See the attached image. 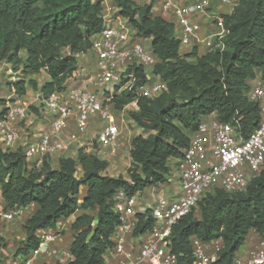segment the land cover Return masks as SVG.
Returning a JSON list of instances; mask_svg holds the SVG:
<instances>
[{
  "label": "trees",
  "instance_id": "16d2710c",
  "mask_svg": "<svg viewBox=\"0 0 264 264\" xmlns=\"http://www.w3.org/2000/svg\"><path fill=\"white\" fill-rule=\"evenodd\" d=\"M114 1L138 35L152 40L157 58L152 72L167 88L157 97H138L130 90L114 97L117 108L137 99L139 108L129 114L145 131L131 142L130 179L110 175L109 160L84 148L76 157H59L57 166L45 160L42 167L33 168L22 145L10 151L0 147V207L2 203L6 210L37 206L24 223L25 244L18 249L26 257L38 246L40 229L55 228L62 219L84 210L72 224L75 234L67 264H104L118 224L117 191L135 194L165 183L171 160L182 157L199 123L212 115L223 121L241 117L247 133L259 123V105L247 91L256 76L264 78V0H235L233 11L223 14L229 29L225 51H194V60L181 53L174 25L153 14L149 4ZM102 9V0H0V65L6 62L28 74L45 70L48 79L40 87L31 80L36 92L65 89L76 79L80 61L86 60L92 37L104 27ZM138 78L137 86L143 85V67ZM11 83L10 95L25 97V79ZM10 95L6 100L0 97V118L7 102L16 99ZM197 207L179 219L170 236L176 264H193L194 236L221 237L223 248L216 264H232L251 229L264 236V170L245 191L216 189ZM138 215V230L145 232L153 225L151 209ZM4 243L0 232V244Z\"/></svg>",
  "mask_w": 264,
  "mask_h": 264
},
{
  "label": "built area",
  "instance_id": "2783aa9c",
  "mask_svg": "<svg viewBox=\"0 0 264 264\" xmlns=\"http://www.w3.org/2000/svg\"><path fill=\"white\" fill-rule=\"evenodd\" d=\"M136 1L149 4L153 14L174 25V36L183 55L191 58L194 51L198 54L225 51L229 29L223 14L233 11L235 0ZM102 6L104 27L92 37V47L87 54L89 64L86 60L80 61L76 81L50 94L36 92L33 101L38 104L32 101L29 105L21 100H10L6 104L7 111L0 118V147L10 151L22 145L30 167L40 168L45 160L71 156L70 153L77 156L80 148L91 152L96 150V144L101 148L97 154L104 150L112 155L126 151L130 154L132 139L126 127L129 129V123L137 125L129 113L139 108L138 101L134 99L117 108L114 97L129 90L138 97H157L167 88L163 78L152 72L157 58L145 44L151 39L138 35L116 1L102 0ZM81 66H85L83 72ZM142 67L146 81L137 86L138 70ZM247 96L259 105V123L247 133L241 117L223 121L212 115L202 120L182 157L176 161L180 192L174 193L171 189L165 193L160 189L164 183L154 185L160 190L154 200L141 204L136 197L138 192L117 191L114 210L118 224L112 235L113 247L104 255V264H176L170 236L179 219L216 189L245 191L264 170V78L258 75L251 81ZM32 106L37 108L38 114L33 115ZM46 112L50 117L43 123L48 124L39 122L37 130L40 132L35 130L24 137L22 124L25 121L27 124L29 117L35 121L42 114L44 118ZM22 208L25 207L15 208L4 217L12 219ZM148 208L153 225L139 232L138 214ZM74 221L72 218L71 222ZM62 232L59 222L55 228L40 229L38 246L20 264H32ZM191 242L193 264H216L223 248L221 237L203 240L194 236ZM50 252L57 257V263L67 264L71 259L70 249L55 247ZM232 264H264V236L260 235L257 244L246 254L237 252Z\"/></svg>",
  "mask_w": 264,
  "mask_h": 264
},
{
  "label": "crops",
  "instance_id": "0c3cea01",
  "mask_svg": "<svg viewBox=\"0 0 264 264\" xmlns=\"http://www.w3.org/2000/svg\"><path fill=\"white\" fill-rule=\"evenodd\" d=\"M89 55L86 56V64H89ZM9 63H3L0 65V69L4 68L5 66H8ZM9 97V96H6ZM126 127V126H125ZM129 128V127H128ZM126 130L128 132V134L130 133V130L127 129ZM104 153V152H103ZM100 153V154H103ZM108 154L110 155V157H116V163L118 162V164L122 165V160L123 157L125 156L124 153H119V154H115L112 155L108 152ZM104 158H108V157H104ZM53 164L55 166L58 165V158L54 157L53 159ZM110 164L108 167V173L112 176H116L113 175V169H114V165L113 163L111 164L110 159H108ZM130 162H131V157H130ZM172 172V171H171ZM178 174V173H177ZM119 176V175H117ZM125 178L130 179V176H125L123 175ZM179 178V176H178ZM152 186H148V187H153ZM157 189L159 187H156ZM172 188L168 189V192L171 191ZM86 192V190H85ZM83 192V194L85 193ZM155 194L153 193L150 197H146L145 202L144 203H151L154 200ZM0 201L2 202V197L0 195ZM36 205L35 204H31L25 208H22L18 214H16L12 219H7L4 217L5 213L11 212L13 210H16L15 208H9V209H4V204H1L0 207V232L1 234L5 237V243L6 245H2L1 246V251H0V264H20L22 262H25L26 257L23 253L18 252V249L20 247H23L25 244V239H26V229L24 228V223L25 221L33 214V212L36 209ZM84 212V210H77L76 213H74L73 215H71L68 218H64L61 221H59V224H61V226L63 227V232L61 234V236L59 237V239L56 242L50 243L47 245L46 249L42 250L41 253L35 258V260L33 261L32 264H55L57 263V257L51 255V250L55 247L59 248L60 250L63 249H70L71 247V243L74 237V230L72 228V218H76V216L80 213ZM259 232L256 229H251L246 237L245 240V245L244 247L239 249L238 252L246 254V252L252 248L253 246H255L257 244V241L259 239Z\"/></svg>",
  "mask_w": 264,
  "mask_h": 264
},
{
  "label": "rangeland",
  "instance_id": "374dc122",
  "mask_svg": "<svg viewBox=\"0 0 264 264\" xmlns=\"http://www.w3.org/2000/svg\"><path fill=\"white\" fill-rule=\"evenodd\" d=\"M151 43H152V40H146L145 41V44L147 47H151ZM190 60H194V58H190ZM82 68V71L83 72V69L85 66H81ZM91 68V67H90ZM80 69V68H79ZM18 79H25V82H26V94H25V97H22V96H17L15 95L14 98L16 99H13L14 101H17V100H21L23 102H25L26 104H32V101L33 99L36 97V85H34L31 80H34L36 82V84L38 85V87H40L47 79H48V74L46 73L45 70H41L40 72L38 73H26L24 72L23 69H19V70H16L12 64H9L8 66H5L4 68H1L0 69V97H3L5 100H6V96H9L10 95V92H11V87H12V83L11 81H17ZM71 84L74 83L76 80H71ZM34 103L33 104H38V101H33ZM34 112L33 115H36L38 114L37 111H34L33 109L31 110ZM32 115V116H33ZM31 116V117H32ZM50 117V114L49 113H45L44 115V118L42 116V114L38 115V118L34 121V119L32 118H28L29 120L27 121V124L29 125H32V126H28L26 124V121L22 124V127H24L22 130L23 132V135L24 137L27 136V133L28 135L30 136V134H33L32 132H34L35 130H37V127H39L38 123H43V121H45V119L49 118ZM33 120V122H32ZM38 121V122H37ZM48 122H44L43 125H47ZM129 126V130H130V133H129V136L131 139H133L134 136L136 135H140V134H145V131L142 127H139L138 125H135L133 123H129L128 124ZM34 127H36V129H34ZM37 132H40L39 130H37ZM28 136V138H30ZM98 150H101L100 146H98V144H96V150H92L91 152H96ZM105 152L103 154H99L100 156H102L103 158L104 157H108L107 159H110L111 161V164L113 163L114 165V169H113V175H125V176H130V173H129V168L132 166V162H130V154H128V151L124 152V157H123V160H122V165L118 164V162L116 163V160L115 158L116 157H110V155L108 154V150H104ZM71 156H76L73 155V154H69ZM177 159H172L171 160V171L168 175H167V181L160 185V189L161 191H165L168 192V189L169 188H172L173 192L174 193H178L181 191L180 189V180L178 178V164H177ZM52 164H53V160H52ZM54 166V164H53ZM56 166V164H55ZM109 170V169H108ZM78 174L81 175L82 174V169L81 167L79 166L78 167ZM88 189V186L86 187H83L82 188V191H81V198H82V195H83V192H85V190ZM160 190L155 188V187H146L143 191H140L136 194V197L138 198V200L140 201L141 204H143V202L145 201L146 197H150L153 193H157L159 192ZM198 208V207H197ZM245 244L242 245V248L244 247Z\"/></svg>",
  "mask_w": 264,
  "mask_h": 264
}]
</instances>
